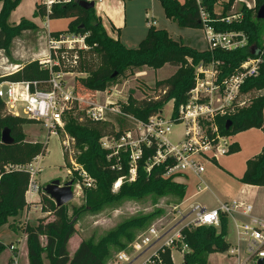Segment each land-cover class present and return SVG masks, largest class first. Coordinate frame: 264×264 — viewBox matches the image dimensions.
Here are the masks:
<instances>
[{"label":"trees","instance_id":"obj_1","mask_svg":"<svg viewBox=\"0 0 264 264\" xmlns=\"http://www.w3.org/2000/svg\"><path fill=\"white\" fill-rule=\"evenodd\" d=\"M83 0H69L56 2L50 8L47 4L36 7L35 16L55 19H71L68 30L51 32L50 38L60 40L65 35L89 34L86 39L87 50H69L62 46L58 50L51 48V56L58 60L59 66L54 71L65 74H76L77 88L88 92H105L115 85L121 84L124 79L136 70L147 67L159 70L166 65L177 68L169 79L159 82L158 86L165 91L159 99H144L135 101L129 99V104L121 106L120 114L106 113L105 121L94 122L83 112L68 113V120L64 122L67 133L75 140L74 146L80 150L77 155L78 163L96 181L95 189H85L87 203L85 210L99 212L106 205L123 199H142L150 194L164 196L173 194L185 197L187 187L174 182V176H166L173 165L172 160L154 165L147 171L150 159L156 154L157 142L152 139L151 145L141 143L142 156L133 163L136 168V179L129 182L126 176L132 168L130 152L123 153L124 172L117 171L113 166L117 158L108 161L112 151L102 147L103 138L117 139L134 132L137 122L147 123L149 119L162 112L165 105L173 101L175 116L181 105L187 103L191 89L195 84V66L201 62L210 63L213 60L220 63L221 77L233 74L240 65L264 51V20L257 18V12L264 5V0H256V8L240 10L241 20L229 24L225 18L230 16L236 0H228L221 13L216 12V6L221 0H159L166 18L177 23L179 27L204 29L201 11L209 15V24L217 32L243 33L247 37V45L243 48L225 50L221 48L199 51L186 45L183 40H175L165 29L150 24L148 33L138 48H127L120 40H116L107 33L101 17L96 9H83L80 2ZM22 0H0V49L11 57L12 41L23 31L36 29L34 23L22 19L18 25H11V15L19 7ZM264 60V59H263ZM115 75V76H114ZM50 71L36 59L26 63L19 71L0 76V84L5 81L38 83L43 90L49 89ZM240 103L250 102L247 108L237 106L236 113L219 121V128L224 135L233 136L240 132L263 128L264 124V61L260 74L256 78L246 81L238 96ZM237 109V110H236ZM66 114V113H65ZM64 114V115H65ZM232 122L229 129L226 123ZM37 124L25 117L11 115L5 103L0 98V168L12 164L27 166L38 156H45L47 146L41 142L27 141L24 131L26 125ZM9 129L14 143L6 145L2 142V133ZM125 147V146H124ZM239 147L232 148L231 153L237 152ZM66 161L68 156L66 155ZM122 177L123 183L117 193L113 192L114 184ZM30 182V175L26 171L12 170L5 172L0 186V228L10 223L23 211L28 202L26 192ZM241 182L250 186L264 187V150L247 163V170ZM41 202L46 212H52L55 219L46 223L40 221L38 225H27L23 233L27 236L26 244L30 264H106L113 245L125 247L121 238L133 242L136 231L146 227L155 215H146L130 219L110 232L98 244L93 241H83L73 256L70 255L68 244L76 233V219L68 216L66 205L57 207L54 201L45 193L41 194ZM81 210L77 212V216ZM182 233L189 251L184 253L182 264H208V258L214 253H226L231 246L227 242L228 219L222 217L219 228L202 226L189 228L184 226ZM42 238H46L43 245ZM4 251V244L0 242V253ZM160 264H174L172 251H162Z\"/></svg>","mask_w":264,"mask_h":264},{"label":"built area","instance_id":"obj_2","mask_svg":"<svg viewBox=\"0 0 264 264\" xmlns=\"http://www.w3.org/2000/svg\"><path fill=\"white\" fill-rule=\"evenodd\" d=\"M63 1L69 2V0H48L46 4L50 8L54 3ZM201 1L198 0V2ZM201 18L206 31L208 48L211 50L215 48L234 50L247 45L245 34L217 32L208 25L209 15L204 10L201 11ZM241 18V14H234L224 20L229 24L233 21H239ZM151 23L153 22H150L149 26ZM88 36L89 34L65 35L60 40L50 38V55L39 59L40 64L50 71L48 90L41 89L36 82H2L0 84V98L5 103L8 112L13 116L25 117L39 123L50 136H58L59 132L64 130V114L68 111L82 110L94 122L105 121L106 113L115 110L106 103L98 102V96L101 92L83 91L77 88V85L65 87L63 84L65 73L54 71V67L60 64L58 60L52 58L51 48L58 50L64 46L69 50H87L89 48L86 42ZM0 56V63L7 64V66L0 64V76L15 73L8 72L12 67L9 59L1 53ZM263 59L264 51H261L258 56L244 61L233 74L225 78L221 77L219 62L214 60L210 63L201 62L195 66V84L190 91L189 99L187 103L180 106L175 116L172 115L166 119L162 117L160 112L151 117L147 123L136 121L138 129L145 131L142 143L150 146L152 139L157 142L156 154L150 159L151 168L154 165L165 163L167 160H172L173 165L169 168L166 176L192 173L201 177L206 170V161L218 160L220 157L229 154L232 139L230 136L222 134L217 125V117H224L234 111L237 106L244 107L247 104V102L240 103L238 96L247 80L259 76ZM86 92L87 94H84ZM107 98L111 99L108 95ZM208 123L212 125L208 127ZM178 125L183 126V132L180 139L175 142L171 135L174 127ZM133 135L134 132H130L121 140L124 141V146L129 145L135 152L132 154L134 163L136 159L142 156V150L141 144L130 143ZM105 139V143H107L109 139ZM64 143L66 151L70 152L68 139ZM42 157L38 156L27 166L9 164L0 168V186L5 172L26 171L30 175L26 199L31 203L35 202L34 197H38L41 191V187L37 183V176L40 174L39 162ZM82 176L87 178L85 185L92 187L93 179L89 177L83 167ZM199 191H201L200 187ZM195 210L196 212H194ZM239 210H242L244 215H249L253 211V206L234 200L217 209L207 211L196 205L192 212L194 216L181 227L174 225L169 229L163 227L158 230L156 226H152L145 230L140 234L138 240L129 246L132 249L131 252L124 250L118 254L116 264H160L161 252L168 249L171 251L179 249L184 254L189 251V246L185 243L182 233L184 226L189 228L202 226L219 228L222 217L232 216ZM237 228L239 235L248 237L245 247L247 259L255 257L256 263L259 259H264V227L253 224L237 225ZM228 253L235 256L240 253V250L234 248L230 249ZM13 264H18L16 257L13 258Z\"/></svg>","mask_w":264,"mask_h":264},{"label":"rangeland","instance_id":"obj_3","mask_svg":"<svg viewBox=\"0 0 264 264\" xmlns=\"http://www.w3.org/2000/svg\"><path fill=\"white\" fill-rule=\"evenodd\" d=\"M126 1L128 6L127 36L129 37V41L127 43L132 45L130 49L138 48L139 42L145 39L147 36L149 22L145 18L146 10L150 13L151 16H154L157 22L156 27L169 31L173 35L174 39L182 40L181 37H183V40L186 42L184 43L186 45L189 44L195 48H198L199 50L208 49V41L206 38L205 29L189 30V28L179 27L177 23L166 18L164 9L158 0H155L154 2L155 7H151L148 4L149 0ZM227 1L228 0H221V2L217 4V6L223 9L224 4L227 3ZM32 2L33 0H25L23 7L14 14L13 19H16L20 13L29 14V10L32 9ZM256 5V0H236L232 6L233 9L229 12L228 15L240 14L239 12L243 7H246L247 9H254L256 8ZM150 20H152V18H150ZM10 22L13 26L14 24H12V21ZM24 32L25 31H23L20 36H17L13 39L12 46L14 41L17 44L20 41L33 40L32 38H29L28 34H23ZM122 39L124 40L123 35ZM123 40L121 42H123ZM12 46L11 57H8L6 52L0 49V52H5L10 63L12 64L11 66L17 64L13 56L14 50L12 51L15 46ZM0 64L3 66H7V64ZM19 64H22V67L25 65H23V62ZM20 65L17 66L21 67ZM10 70H8V72ZM176 71L177 68L171 65H166L157 71L147 67L140 68L136 70L135 73L130 74L128 78L124 79L121 84H117L112 89L101 92V94L98 96V102L102 104L106 103L110 106L111 109L115 110L108 112L120 114L121 106H123L124 104L128 105L130 98L138 102L144 99H159L164 95L165 91H163L162 87L158 86V83L169 79L173 74H175ZM72 75L74 76H66L63 79V84L65 87H74L75 85H77L76 79L79 76L76 74ZM84 94H87V92ZM84 94L82 93V95ZM107 95L110 96L111 99H108ZM249 105L250 102H247L244 108H247ZM173 111L174 106L173 102L171 101L163 108L161 112L162 117L169 119L172 116ZM70 112L76 111H68L64 115L65 120H68V113ZM77 112L83 113L82 110H78ZM234 113H236L235 110L231 111L224 117H217V125L219 126L220 120L229 117ZM211 125V123H208L207 126L210 127ZM24 131L27 137V141L41 142L45 144V146H47V153L40 161L41 169L40 174H38L37 176V183L41 187L40 196L45 188L55 180H59L62 185H65L68 182H73L74 184L73 189L75 198L73 201L66 205L68 216L70 218L76 219L77 231L72 236L68 244V250L71 256H73L75 250H77V248L83 241H93L94 244H98L110 232L116 230L124 222L133 218L152 214L155 215L152 221L146 227L136 231L137 235L134 241H137L140 234H142L145 230L152 226H156L158 230H161L163 227H167V229H169L170 227L177 225V222H179L178 206L181 204L184 198L182 199L181 197L173 194H166L164 196L150 194L142 199H123L106 205L99 212L85 210V206L87 203L85 189H95L96 181L88 174L89 177L93 179L92 187H87V185H85L87 182V178L82 176V166L77 161V155L80 154V150L74 146L75 140L67 133L66 125L64 126V130H61L59 132L58 136L48 135L47 131L39 123L26 125L24 127ZM182 132V125L175 126L174 131L171 135L173 141L177 142V140L180 139ZM144 137L145 131L143 129L137 128L134 131V135L132 136V140L130 141V143L133 142L136 145H140ZM67 139L69 142L70 152L66 151L65 149L64 142H66ZM121 139L117 140L113 138L109 139L108 142L105 143L106 139L103 138V140H101V143L103 148L112 151L111 155H109L108 157L109 162L113 160V157H116L118 159L113 168L117 171L121 170L122 172H124V164H122L124 158L122 157V154L130 152V164L132 166L134 161V157L132 156V154H134L135 152L132 151V148H130L129 145H125L124 147V141H122ZM133 149L135 151V148ZM66 155L68 156V161H66ZM150 169L151 162L149 161L147 171L150 172ZM172 176H174V182L179 183V175ZM124 178L125 177L120 178L114 184V193H117L119 191V186L121 183H123ZM126 178L129 182L135 181V167L132 166ZM37 203L38 204H36L35 202L31 203V205L33 206L39 205V207L33 208V212H31L30 208H25L19 213L17 217L11 218L9 224L0 228V242L4 244V251L0 253V264H13L14 257H16V259L18 260V264H21L22 261L26 259V241L24 239L25 237L27 238V236L23 233L24 227H26L27 225H38L40 221L49 223L55 219V216L52 212H46L44 203ZM79 210L81 211L77 216V212ZM234 235L235 232L233 228H231L230 239H234ZM121 241L123 245L125 244L126 246H111L110 255L106 259V264H116L119 253L124 252V250H126L127 252L132 251L129 246L133 244L134 241L128 243V240L125 238H121ZM42 243L43 245H46V238H42ZM226 253L229 255L228 252ZM240 255L246 257L245 246L241 248ZM229 257H231V255H229ZM172 258L174 264H182L184 261V254L179 249H173ZM214 260L215 259L213 258L211 262H213ZM229 260L231 259L225 260V264H229ZM45 263L49 264L47 259L45 260ZM245 264H256V258L252 257L251 259H248Z\"/></svg>","mask_w":264,"mask_h":264},{"label":"crops","instance_id":"obj_4","mask_svg":"<svg viewBox=\"0 0 264 264\" xmlns=\"http://www.w3.org/2000/svg\"><path fill=\"white\" fill-rule=\"evenodd\" d=\"M47 1L48 0H33L32 9L29 10L30 11L29 14L20 13L16 19H13L14 14L23 7L25 0H22L19 7L12 13L10 20L12 21V24L18 25L21 22V20L24 18L34 23L36 29L33 28L23 33V34H28L29 38H32L33 40H26V41L24 40L18 42L17 44L14 41L12 47L14 46L15 47L12 49V51L14 50L13 56L17 64L13 65L10 71L16 72L20 70L22 68V64L20 65L19 63L21 62H23L24 65L31 60L33 61L36 59H43L45 57H48L50 55V46H49L50 33L68 30L71 19L64 18V19L51 20L48 18L35 16L37 5L47 3ZM88 1L95 2L96 12L98 16L101 17L103 25L109 36H111L116 40L122 41L123 40L122 35H123L124 40L122 43L127 48L132 47L131 44L127 43L129 41V37L127 36V28H128L127 1L126 0H88ZM178 1L184 3L186 0H178ZM154 2L155 0H149L148 4L151 7H155ZM1 8H2V3H0V10ZM222 10L223 9L221 7L216 6L217 13H221ZM145 18L149 23L153 22L154 25L157 26V22L154 16H151L147 10L145 12ZM150 18H152V20H150ZM149 27L150 26L148 24V29ZM190 29L191 28H189V30ZM170 35L173 37L171 33ZM181 39L183 40L184 38L181 37ZM183 42L185 41L183 40ZM188 46L191 45L188 44ZM205 50L200 49L199 51H205ZM0 53L1 55L6 56L4 51H1ZM17 65H20L21 67ZM66 76H74V75L65 74L63 76V79ZM230 137L232 139V148L239 147V150L237 152H232V153L230 152L229 154L220 157L218 160L206 161L205 162L206 170L201 177H198L197 175L192 173H188V174H179V179H178L179 183L186 185L187 190L184 200L178 206L179 222H177L176 225L177 227H181L185 223L190 221V219L194 216L192 215L193 214L192 212H193V208L196 205L201 206L203 209L207 211L217 209L221 207V205L232 202L234 200L253 206V211L249 215H244L242 213L243 211L239 210L237 213H234L232 216L227 217L228 219V234L226 237L227 242L231 246L230 249L238 248L240 250V253L238 255H235L236 257L231 256L232 258L229 257L227 253L211 254L208 258V264L211 263L225 264V260L228 259H231L229 260V264H245L248 259L247 257H243L240 254H241V248L243 246L246 247L247 245L248 237L238 234L237 225L256 224L259 227L262 226L264 227V187L250 186L243 184L241 182L247 170L248 161L259 156L264 150V124H263V128L261 129L252 128ZM42 159L43 157L41 158V160ZM39 166H40V162H39ZM199 187L201 191H199ZM34 199L36 204H38L37 202L40 203L41 202L40 194L38 195V197H34ZM27 202H28V207H26V209L30 208L31 212H33L34 207H39V205L33 206L31 205V202L29 201ZM194 212H196V210ZM254 220H256V222H254ZM231 228H233L235 232L234 239H230ZM24 240L26 241L27 238L25 237ZM25 248H26V257H25L26 259L23 260L21 264H30L28 259L27 244L25 245ZM213 258L215 260L211 262Z\"/></svg>","mask_w":264,"mask_h":264},{"label":"water","instance_id":"obj_5","mask_svg":"<svg viewBox=\"0 0 264 264\" xmlns=\"http://www.w3.org/2000/svg\"><path fill=\"white\" fill-rule=\"evenodd\" d=\"M80 6L83 9L89 10L95 9L96 4L94 1L83 0L80 2ZM257 18L260 20H264V5L259 9ZM260 52L261 51L258 52L257 56L260 54ZM231 125L232 122L228 121L226 123V129H229ZM2 142L6 145H12L14 143V139L12 138L9 129H5L3 131ZM73 186V182H68L65 185H62L59 180H55L45 188V193L50 196L57 207H62L74 200L75 193ZM256 264H264V259H259Z\"/></svg>","mask_w":264,"mask_h":264}]
</instances>
